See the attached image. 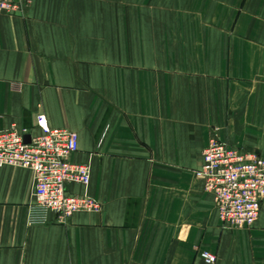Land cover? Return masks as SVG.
Masks as SVG:
<instances>
[{"label":"crops","instance_id":"1","mask_svg":"<svg viewBox=\"0 0 264 264\" xmlns=\"http://www.w3.org/2000/svg\"><path fill=\"white\" fill-rule=\"evenodd\" d=\"M78 135L100 213L28 224L31 173L0 168V264H264V203L222 229L196 178L213 137L264 157V0H33L0 15V130Z\"/></svg>","mask_w":264,"mask_h":264},{"label":"built area","instance_id":"2","mask_svg":"<svg viewBox=\"0 0 264 264\" xmlns=\"http://www.w3.org/2000/svg\"><path fill=\"white\" fill-rule=\"evenodd\" d=\"M33 0H0V15L23 18ZM39 133L12 126L0 130V168L13 167L30 171L33 204L28 224H46L52 213L55 223L66 224L76 213H100L103 205L87 194L71 195L69 184L84 191L90 184V167L73 163L78 151V135L64 128H50L44 115L36 118ZM29 142H24V136ZM196 178L204 192L211 194L222 229H250L259 218L264 203V157L254 151L232 147L220 139H210L202 153V166ZM205 264L216 258L201 252Z\"/></svg>","mask_w":264,"mask_h":264},{"label":"water","instance_id":"3","mask_svg":"<svg viewBox=\"0 0 264 264\" xmlns=\"http://www.w3.org/2000/svg\"><path fill=\"white\" fill-rule=\"evenodd\" d=\"M24 142L25 143H28L29 142V136L28 135L24 136Z\"/></svg>","mask_w":264,"mask_h":264}]
</instances>
